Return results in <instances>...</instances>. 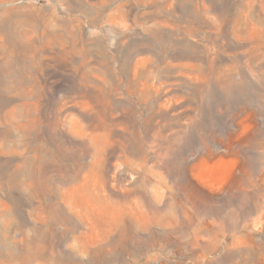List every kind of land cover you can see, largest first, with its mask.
<instances>
[{
  "label": "rangeland",
  "instance_id": "1",
  "mask_svg": "<svg viewBox=\"0 0 264 264\" xmlns=\"http://www.w3.org/2000/svg\"><path fill=\"white\" fill-rule=\"evenodd\" d=\"M0 264H264V0H0Z\"/></svg>",
  "mask_w": 264,
  "mask_h": 264
}]
</instances>
